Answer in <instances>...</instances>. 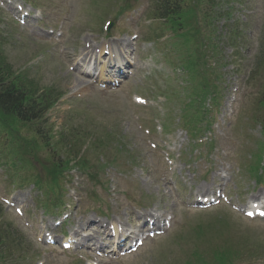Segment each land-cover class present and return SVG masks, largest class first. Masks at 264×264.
<instances>
[{
    "label": "rangeland",
    "instance_id": "rangeland-1",
    "mask_svg": "<svg viewBox=\"0 0 264 264\" xmlns=\"http://www.w3.org/2000/svg\"><path fill=\"white\" fill-rule=\"evenodd\" d=\"M28 1H31L39 11L36 16L41 14V20L31 23L38 31L33 33L30 29L16 25L10 19V11L0 7V32L12 33L14 38L9 44L4 45L3 51L15 72L29 74L40 88L54 87L56 94L59 92L66 94L48 115L54 124L55 132L62 127L71 129L74 133L79 130L84 132L95 129L98 135H101L106 131L105 128L115 127L123 137L122 142L131 152L128 157L125 153L117 154L116 149L112 148L102 158L100 154L91 151L88 155L90 159L108 164L100 179L102 186H93L86 178L77 180L81 185L78 188L79 194L76 195L77 200L72 199L71 194H74L72 191L75 190L77 182L73 177L72 184L68 186V183L66 186L65 202H69L72 209L79 213L90 214L91 219H95L96 213L99 212L109 223L122 221L125 213L133 214L137 206L143 207L144 212H148V208L160 206L166 213L177 212L180 218V225L167 237L149 242L143 250L130 258L117 263L103 264H185L195 245L200 244L206 248L222 240H229L236 246L263 249L264 222L251 223L241 214L233 212L231 207H219L206 212L186 210V204L182 202L187 199L194 201L193 196L197 195V191L200 194L214 192L219 184L225 186L231 183L230 189L235 198L237 193H244L245 200L241 202L244 204L251 199L254 189L256 193L259 192L254 179L242 177L246 167L244 171L241 167L242 176L235 174L237 163L252 165L251 156L257 152V144L264 143L261 126L253 124L249 126L246 123L258 107L255 95H259V92L251 85L247 87V78L253 65V57L264 46V0H229L227 4L218 8L222 11L229 10L231 20L220 19L216 23L221 39L220 55L224 64L218 71L222 76L218 86L225 103L221 104L214 126L203 135L214 142L211 151L206 147H192L188 135L181 129L180 108L175 106L174 101L169 104L171 109L167 104L165 106L160 104L153 109H143L134 105L132 98L134 95H141L158 104L160 101L154 98V94H161L162 91L169 93L178 90L182 94L185 90L181 88L185 87L190 94V87L188 88L189 84L186 82L188 75L183 76L175 69L177 65L178 70H181L182 62L177 57L183 53V50L173 45L176 40H168L169 42L161 45L149 42V39L155 38L152 31L156 34L161 33L157 28L158 24L149 19V12L156 0ZM124 3L132 10H126L121 14ZM108 21L115 23L111 33L119 40L128 41L130 36L139 35L138 40L129 46L130 51L137 52L136 70L122 88L115 92L103 90L92 83L88 86L87 80L75 70V65L68 59L73 54H78L86 43H94L98 48L97 42L109 41L107 33L103 31ZM233 23L240 27L242 40L237 57L238 62L240 58L242 59V62H239L241 63L239 71L236 70L238 66H234L233 63L235 50L228 46L225 38ZM47 29L64 31L61 42H56L52 37L48 38L44 33ZM169 36L167 32L166 37ZM213 63L214 61L210 62L211 65ZM148 65H151L149 71ZM142 68L146 70H141ZM78 83H81V87L77 86ZM160 100L165 102L163 98ZM232 102L231 107L225 105ZM68 106L72 111L66 110ZM167 108L171 118L170 132L160 135L153 130L156 131V127L164 122L163 113L164 110L167 112ZM140 125L143 126V130L139 129ZM145 129H149L151 134L147 136L144 133ZM20 132L25 139L33 137L31 129L27 126H21ZM8 139L9 136H0V147ZM55 139L59 140V137ZM176 140L181 145V150L175 153V158L181 159L175 162L174 172L179 184H182L178 190H174L173 185L170 186L166 180V175L170 171L164 163L162 153L168 145L170 148L173 147ZM148 141L160 144L161 150L158 151L159 148L157 151L152 150ZM85 150L83 149L81 154ZM35 151H40L36 154L40 159L45 160L48 157L45 149L38 148ZM85 154H88V150ZM113 156L115 160L110 163ZM12 162L20 164L17 158L10 157L7 161L0 154V192L4 195L14 191L10 187L12 183L15 181L20 183L18 178L12 177L15 172L19 176L25 173L29 175L30 172L22 171L20 168L14 172ZM36 167L38 175L44 174L40 165ZM261 168L264 180V159ZM7 174L9 179L6 177ZM204 186L208 188L200 192ZM13 196H17L25 205L26 215L30 221H34L37 232L41 228H46V225H42L44 219L42 204L47 197L42 196L33 185L16 186ZM239 200L242 201L241 196ZM0 204L3 205L1 202ZM3 209L4 220L12 225L15 231L22 232L33 245L32 250L35 253L22 260L20 264H37L43 258L48 259V264H82L76 255L63 254L59 250L50 252L38 244L34 231L25 228L13 211L4 205ZM56 213L50 214L53 216L60 214ZM47 219L54 221L52 216ZM73 221L70 222L72 226L75 224ZM77 221H81L80 214ZM195 234L200 239L196 238ZM260 257H263L262 262L252 260L243 264L257 262L264 264V253Z\"/></svg>",
    "mask_w": 264,
    "mask_h": 264
},
{
    "label": "trees",
    "instance_id": "trees-1",
    "mask_svg": "<svg viewBox=\"0 0 264 264\" xmlns=\"http://www.w3.org/2000/svg\"><path fill=\"white\" fill-rule=\"evenodd\" d=\"M173 2H175L174 5H172ZM159 4L160 6L157 7V12H161L164 16L166 12L169 13V11H172V7H174V11L181 10L180 3L177 0H161ZM258 63L261 66H264V53H261L258 59ZM188 67L196 70V68L194 67V61L190 60L188 62ZM33 90L34 86L31 83L28 84L27 87L22 77L15 76L13 68L6 63L2 54H0L1 126L5 127L11 132L12 130H15V125L32 122L39 118V115L42 112V105L38 101L39 99H37L36 94L33 92ZM262 106H264V104ZM98 140L99 139H97V141ZM45 143L47 144L48 142ZM54 166H56V168H53L54 174L60 176L62 173V170H60V168H63L62 161L57 162L56 164H54ZM8 236L9 234H6L4 230L2 232L0 231V245L3 241H5L7 245L9 241ZM13 250V247L12 249H7V251L11 253L13 252ZM7 251H3L0 248V264L2 263V260L4 258L2 254L7 253Z\"/></svg>",
    "mask_w": 264,
    "mask_h": 264
},
{
    "label": "bare ground",
    "instance_id": "bare-ground-1",
    "mask_svg": "<svg viewBox=\"0 0 264 264\" xmlns=\"http://www.w3.org/2000/svg\"><path fill=\"white\" fill-rule=\"evenodd\" d=\"M127 45H128L127 42H125V41H119L116 44H114L113 47L125 48V46H127ZM91 57H94V56L91 55ZM92 60L93 59H91V58L89 59V54L87 53V51L83 50L82 51V54H81V57L78 60L77 66H79V63L89 64ZM77 86H80L81 87V83H78ZM202 189L204 190L205 188H202Z\"/></svg>",
    "mask_w": 264,
    "mask_h": 264
},
{
    "label": "snow or ice",
    "instance_id": "snow-or-ice-1",
    "mask_svg": "<svg viewBox=\"0 0 264 264\" xmlns=\"http://www.w3.org/2000/svg\"><path fill=\"white\" fill-rule=\"evenodd\" d=\"M249 215H251V213H249Z\"/></svg>",
    "mask_w": 264,
    "mask_h": 264
}]
</instances>
